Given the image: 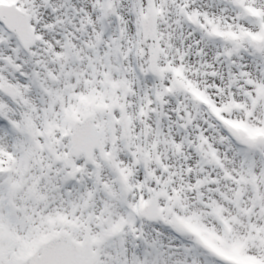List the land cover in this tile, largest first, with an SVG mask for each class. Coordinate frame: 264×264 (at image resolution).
<instances>
[{"label":"snow or ice","instance_id":"6c2138e0","mask_svg":"<svg viewBox=\"0 0 264 264\" xmlns=\"http://www.w3.org/2000/svg\"><path fill=\"white\" fill-rule=\"evenodd\" d=\"M0 264H264V0H0Z\"/></svg>","mask_w":264,"mask_h":264}]
</instances>
